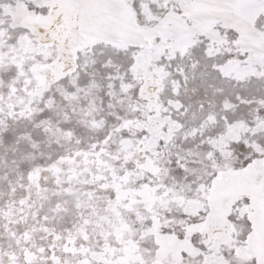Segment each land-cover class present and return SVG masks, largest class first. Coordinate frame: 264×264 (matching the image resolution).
I'll use <instances>...</instances> for the list:
<instances>
[{
  "label": "snow or ice",
  "instance_id": "snow-or-ice-1",
  "mask_svg": "<svg viewBox=\"0 0 264 264\" xmlns=\"http://www.w3.org/2000/svg\"><path fill=\"white\" fill-rule=\"evenodd\" d=\"M0 264H264V0H0Z\"/></svg>",
  "mask_w": 264,
  "mask_h": 264
}]
</instances>
